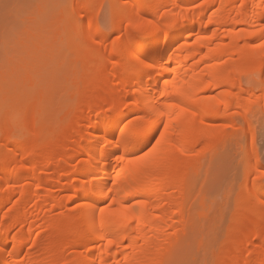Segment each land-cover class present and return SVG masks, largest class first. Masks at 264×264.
I'll return each instance as SVG.
<instances>
[{
  "label": "bare ground",
  "instance_id": "1",
  "mask_svg": "<svg viewBox=\"0 0 264 264\" xmlns=\"http://www.w3.org/2000/svg\"><path fill=\"white\" fill-rule=\"evenodd\" d=\"M73 3L71 17L81 13L82 0ZM115 3L125 14L122 22L131 19L138 35L119 38L117 60L128 63L111 67L114 76L103 85L105 56L98 50L105 33L87 24V55L102 62L90 65L73 104L101 91L88 101L94 115L78 110L64 149L50 150L53 133L46 123L27 133L32 155L19 168L18 153L27 143L20 136L8 141L10 153L0 160V264H13L28 243L27 260L19 264H160L187 217L188 177L197 164L192 154L198 148L210 153L226 133L207 124V117L230 124L252 108L259 90L264 93L258 77L264 69V0H132L129 8ZM117 26L112 21L111 30ZM195 32V40L186 41ZM36 115L37 108L29 109L27 122ZM250 188L254 199L232 229H241L243 239L219 264H264V247L253 249L256 240L264 242V189L257 178ZM16 195L20 199L3 213ZM70 206L71 212L53 215ZM61 222L68 231L54 240Z\"/></svg>",
  "mask_w": 264,
  "mask_h": 264
},
{
  "label": "rangeland",
  "instance_id": "2",
  "mask_svg": "<svg viewBox=\"0 0 264 264\" xmlns=\"http://www.w3.org/2000/svg\"><path fill=\"white\" fill-rule=\"evenodd\" d=\"M122 1L126 8L132 2ZM115 2L82 0L79 5L81 13L71 17L74 11L73 0H0V160L10 153L9 142L18 140L20 136L27 143V150H19L21 163L16 166L19 168L28 164L32 155V141L28 135L38 132L43 123L53 133L50 150L55 151L60 147L64 149L69 145L70 134L67 131L78 110H82L87 118L94 115L95 111L89 108V102H94L101 91L88 93L87 102L82 105L73 104L76 93L88 80L90 65L94 63L99 66L102 62L97 55L95 59L87 55L91 43L86 31L87 24L91 22L105 33L103 38H99L101 45L98 50V53L105 56L102 63L106 67L101 80L103 85L114 76L111 67L118 64L125 67L128 63V60H117L122 51V40L119 38L123 35H138L129 27L131 19L126 18L122 22L125 14L119 12ZM6 3L21 6L5 8ZM112 21L119 26L116 32L111 30ZM196 33L186 41H194ZM118 76L121 79L125 75L119 73ZM245 76L243 84L248 80ZM258 77L264 79V69ZM259 91L258 97L252 102V108L247 109L249 112L241 111L233 118L236 124L207 117V124L217 126L216 130L226 133L218 137L219 140L216 138L214 151L210 150V153L208 151L203 155V148H198L192 154L197 158V166L194 164L195 169L188 177L187 190L190 192H187L189 201L186 202L185 210L187 221L178 225L177 233H172V241L174 243L175 240V243H170L172 247L167 245L168 251L172 248L171 252L167 251L169 257L159 258L160 264H219L233 251L232 244L243 239L241 229L234 233L232 229H238L243 209L254 199V189L248 190L249 187L264 171V93ZM32 107L37 108V115L27 122L26 115ZM62 129L67 134L64 132V136L57 139L54 133H63ZM89 132L92 130L89 129ZM55 176L53 173L45 175L48 179H55ZM259 181L261 189H264V177ZM50 186L57 191L56 185ZM19 199V195L14 196L3 213L10 212ZM73 206L63 211L57 209L53 215L57 217L67 214ZM33 209L34 206L26 205L27 211ZM60 224L62 227L52 232L54 240L56 235L65 237L68 231L64 229L63 222ZM263 247L264 242L256 240L253 249ZM29 249L31 243L26 245L16 261L25 263ZM16 261L13 264H17Z\"/></svg>",
  "mask_w": 264,
  "mask_h": 264
},
{
  "label": "snow or ice",
  "instance_id": "3",
  "mask_svg": "<svg viewBox=\"0 0 264 264\" xmlns=\"http://www.w3.org/2000/svg\"><path fill=\"white\" fill-rule=\"evenodd\" d=\"M19 6H21V5H12V4H5L4 5V7L5 8H9V7H19ZM197 7H199V5H197ZM133 25H129V27H132ZM137 27H139L138 25H137ZM95 42V41H94ZM262 47H264V45H262ZM161 139H163V137H161ZM157 143H159V141H157ZM261 177H264V171H262L261 172V176H258V177H256L257 179H261ZM112 243V241H109V244H111Z\"/></svg>",
  "mask_w": 264,
  "mask_h": 264
}]
</instances>
